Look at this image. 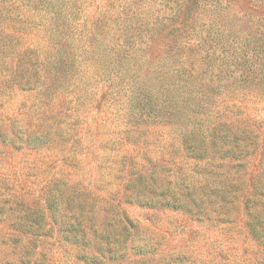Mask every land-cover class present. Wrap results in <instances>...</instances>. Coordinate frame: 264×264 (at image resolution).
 I'll list each match as a JSON object with an SVG mask.
<instances>
[{
	"label": "rangeland",
	"instance_id": "obj_1",
	"mask_svg": "<svg viewBox=\"0 0 264 264\" xmlns=\"http://www.w3.org/2000/svg\"><path fill=\"white\" fill-rule=\"evenodd\" d=\"M1 3L42 10L34 14L28 35L21 36V45L33 49L34 62L39 61L28 72L35 89L6 87L14 66L7 58L6 68H0V79H6L0 84V119L8 124L7 118L16 117V134L24 137V122L32 124L25 127L30 132L34 125L52 121L48 108L68 117L59 145L27 146L16 139L22 147L16 150L0 143V264H264V237L256 238L249 226V213L257 211H244L239 189L231 211H217L223 204L215 196L209 202L200 195L205 209H188V188L201 193L211 179L209 164L189 157L174 117L161 123L158 106L140 91L141 86L161 91L166 83H178L177 72L193 69V83L210 86L206 116L220 120L225 104H240L242 112L232 107L233 115L246 119L264 139V82L254 75L264 60V0ZM178 25H184L183 36L170 48L162 37ZM12 30L0 24V44H7L8 53L14 47L7 38ZM156 55L162 58L155 61ZM185 55L189 58L182 64ZM245 70L249 77L242 75ZM123 75L128 78L119 77ZM260 159L244 160L237 169L238 184L241 179L248 186L260 175ZM230 170L225 185L232 183ZM141 176L145 183L170 181L161 198L172 197L171 204L122 200L117 193L124 184ZM57 178L81 187L83 201L94 204L92 211H63V205L46 211L43 199ZM158 197L153 192L150 198ZM20 200L39 211H10ZM116 204L124 211L110 209ZM74 216L79 226H71ZM123 234L133 248L116 241ZM124 251L127 259L120 260Z\"/></svg>",
	"mask_w": 264,
	"mask_h": 264
},
{
	"label": "trees",
	"instance_id": "obj_2",
	"mask_svg": "<svg viewBox=\"0 0 264 264\" xmlns=\"http://www.w3.org/2000/svg\"><path fill=\"white\" fill-rule=\"evenodd\" d=\"M1 1L0 24L13 29L12 33L7 34V38H11L12 43L14 41V47L11 46V42H8L9 47H12H10V52L8 53L7 48H5V45L7 44L5 42H3L2 46L0 44V68H6L8 63L7 58L10 59V62L14 63V66L7 82L6 79L1 78L0 84L3 83L4 85L6 82V87H15L17 90L21 91L33 90L35 89V84L32 81V78H30L28 72L29 68L35 66L39 61L35 58L34 62L33 49L21 45V36L28 35L29 31H27V29L32 27L34 14L40 13V10L42 9H40L39 6L32 5L30 7H20L19 5L11 3L2 4ZM183 26L184 25L174 26L166 31L162 37V41H164L163 44L170 46V48L174 46L177 47L180 38L183 36ZM258 49H261V47L259 46ZM261 55L264 56V53ZM186 57L187 59L183 61L182 64H185L188 61V55H185L183 58ZM160 58H162V55H156L154 60L157 61ZM1 61L6 64H2ZM253 64L254 63H250L249 65L247 64V66L252 67ZM259 66V71L254 73V75L256 78L261 76L262 81L264 82V60ZM58 69L59 71L64 72V66H60ZM200 72L201 74L205 73L204 71ZM244 73L246 77H249L251 74V72L248 73L246 70L243 71L242 75ZM119 77L122 79L128 78L126 75ZM177 77L180 78L178 83H175L177 85L173 82L170 84L166 83L161 91H156V89L153 91L150 89L151 87L145 90L144 86H141L140 91L144 90V98L158 106V112L161 113L159 115L157 114V119H159L161 123L166 124V122H169V117L171 115L174 117V122L181 128V140L186 145L189 157L205 160L207 164H209L210 170L207 172V175H210L211 179L210 182L206 183L205 187H202L203 189L201 190V193H198V190H196L197 188L195 187H192L191 189L188 188L189 201L191 202L188 203V209L191 210L197 208V210L199 209L198 211H203V209H205V207H203L204 201L199 199L200 195L209 199V202L211 201L210 198L215 196L217 202L223 204L216 209L217 211H231L232 204L236 202V198L238 197L237 191L239 189V196L242 194L244 196L242 201L244 211H257L255 214L249 213V226L251 227L253 235L256 238L264 237V216L262 214L264 211V168L259 176H256L255 174L254 177H252L248 186L241 179V182L239 184L237 183L239 180L237 169L240 171V169L244 167V160L253 156H257L261 158L260 160H264V139L261 140L259 138V131L248 125L249 122L246 119L240 117V120L233 115L234 112L230 110L232 107L239 109V115L242 112L240 104L239 107L231 104V108L228 104H225L227 107L224 108V112L218 114L221 118L220 120L218 119L215 121L212 117L206 116L208 114V109L211 107V103L206 99L210 94V86L199 82L194 84L193 82L195 80L193 79L195 78V75L193 69H183L177 72ZM121 82L124 81L122 80ZM109 84L110 87L113 88V84L111 82H109ZM140 100L141 99L136 100L139 106L141 104ZM2 106L3 103L0 102V108ZM154 109L155 108H151V110ZM169 111L172 113H169ZM46 112L47 114H51L49 115V118L52 119V121L39 124L38 126L34 125L35 129L30 132H28L25 127H30L32 124L24 122L22 124L24 137H19L16 134L19 128L17 125L18 119L16 117L12 116L7 118L8 124L4 123L3 119H0V143H6L16 150L22 148L21 145H17L16 139L27 146L39 145L44 142H46L48 146L59 145V141H63L61 135L64 136V130L66 128L65 117H68V115L65 116L62 113L55 114L53 107L48 108ZM150 114L154 113L151 112ZM44 116L45 118L47 117V115ZM214 116L217 117V115ZM71 125H74V123ZM52 133L59 135V137L53 138ZM115 142V148L118 149L121 146L120 142ZM115 142L112 143L113 147ZM123 158L125 159L126 156ZM73 161L75 160L73 159ZM225 162H229V166H226ZM229 169H231L230 172L232 173L228 176V179H230L232 183L225 185L224 178ZM245 175L246 173H244V176ZM244 176H242V178ZM259 177H261V179ZM150 178H152V176ZM255 179H257L256 184L254 183ZM150 180H152L153 183L141 182L143 181V176L139 177L137 180L129 179V182L124 184L123 192H118L117 194L122 200L128 202L135 200V202L143 205H156L161 202V205L169 206L172 197L170 199H162L161 196H165V194L168 193V184L170 181H164L163 179L159 181H156L155 179ZM158 182L160 183L159 185ZM67 184V181L60 180V178L51 182L47 195L43 199L44 209L46 211H59V207L63 205V211H92L94 204H88L83 201L82 194L84 193L82 188L77 186H67ZM153 192L159 195V197L156 199L150 198ZM193 192L195 193L193 194ZM85 193L89 194L87 192ZM229 196H231L233 200L228 201ZM89 197L92 196L90 195ZM174 199L179 201L178 196H174ZM86 205L89 206V209H86ZM119 208L120 211H124L118 204L110 207L113 211H119ZM10 211L39 210H29L24 200H20L16 201L15 206L10 208ZM223 214L224 219L228 217L226 212ZM122 216L124 215L122 214ZM77 221L78 218L74 216V222L71 223V226H79L77 225ZM116 222L121 224L122 218L119 217ZM127 224H129L128 220ZM124 228L125 227L122 226V229ZM116 241L124 244V247L127 248H133L134 246V242L132 240L128 241L124 234ZM128 254L129 253L126 251L121 253L119 255L120 260L124 258L127 259Z\"/></svg>",
	"mask_w": 264,
	"mask_h": 264
}]
</instances>
